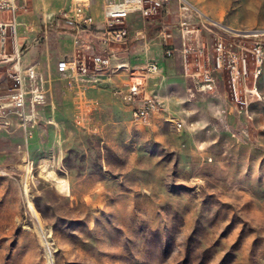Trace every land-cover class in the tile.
<instances>
[{
  "label": "rangeland",
  "instance_id": "1",
  "mask_svg": "<svg viewBox=\"0 0 264 264\" xmlns=\"http://www.w3.org/2000/svg\"><path fill=\"white\" fill-rule=\"evenodd\" d=\"M119 1L91 0L99 25ZM187 1L223 33L258 35L248 49L264 43V0ZM27 2L20 44L46 103L30 123L0 111V264H264V62L257 76L246 51L237 92L228 69L209 86L190 75L213 71L211 39L212 60L191 56L185 78L177 65L150 78L148 94L161 82L164 102L136 121L123 99L128 70H57L79 47L71 32L45 34L44 22L72 0ZM167 11L168 22L184 18L179 0ZM9 87L0 70V95Z\"/></svg>",
  "mask_w": 264,
  "mask_h": 264
},
{
  "label": "built area",
  "instance_id": "2",
  "mask_svg": "<svg viewBox=\"0 0 264 264\" xmlns=\"http://www.w3.org/2000/svg\"><path fill=\"white\" fill-rule=\"evenodd\" d=\"M171 2L172 0H122L112 3L105 8V20L99 25L89 9L91 0H72L69 8L58 16L51 17L47 22L50 27L60 20L71 22L79 47L73 57H66L59 62L60 72L63 76L73 74L83 78L106 73L118 74L128 70L129 80L123 91V99L131 107L134 120L148 121L151 114L160 109L161 102L156 95L148 94L147 85L150 78L161 72V66L153 61H146L142 65L129 67L119 55L117 47L113 45H124L128 48L131 42L143 40L144 48L148 51L146 31L141 29L132 34L128 19L135 16L145 21L160 20ZM179 2L180 10L184 13V18L176 25L182 40L180 50L174 44L167 42L173 38L174 26L168 23L159 25L165 57L174 58L181 54L186 61L191 56L204 57L211 61L210 50L205 47L201 37L204 33L214 42L213 71L206 70L202 74H192L191 77L203 75L204 81L210 83V86L215 82L214 73L219 74L228 69L233 78L234 90L237 92V80L242 74H248L246 51L252 53L258 65L256 71L258 76L264 62V43L254 42L253 48L247 47L248 43H252L250 38L258 35H241L226 29L223 33L220 24L203 15L195 18L190 15L187 0H179ZM27 8V0H0V70H3L12 82L8 94L0 95V111L4 115L8 110L24 123L32 121L30 109L46 103V93L40 73L36 66L25 64L24 45L18 41L20 15ZM9 37L12 40L10 52L7 50ZM186 71H188L187 65Z\"/></svg>",
  "mask_w": 264,
  "mask_h": 264
},
{
  "label": "crops",
  "instance_id": "3",
  "mask_svg": "<svg viewBox=\"0 0 264 264\" xmlns=\"http://www.w3.org/2000/svg\"><path fill=\"white\" fill-rule=\"evenodd\" d=\"M169 9V7L166 9V11L163 12L162 17L156 20H150V21H145L139 17H135V16H131L128 19V25L131 28V33H135V31L137 30H141L144 29L146 31V38L147 41L149 42V50L146 51L143 45V40H139V41H135V42H131L129 47L126 48L124 45L118 46V53L119 55H121V57H123L124 61H126L129 64V67H134L136 65H142L144 64L146 61H153L156 63H159L161 66V72L158 75H154L153 77L157 78L155 79L154 83L157 84V80L159 81V79L161 78H167L170 76V72H168L169 70H173L174 68H169V67H174V65L180 66L181 68L178 69L177 74L183 76V78H185V74H184V70L182 68V66L184 67V65L189 68V59L190 57L187 59V61L183 58V56L181 54L177 55L174 58H166L165 57V52H164V42L163 39L161 37V35L159 34V25L161 23H168L170 25L174 26V35L172 39L167 40L168 43L174 44V46L180 50L181 49V35L176 27V25L178 24L177 20H174L172 22H168L167 18V10ZM52 16L49 17V19ZM24 19L22 17V15H20V20ZM46 20L44 22V26H45V34L47 33H51L54 30H60V31H68L74 34V30H73V24L71 22H66L63 20H60L57 22L56 25L50 27L48 26L47 22L49 21ZM202 39L203 42L205 44V47L208 49V51L210 50L209 44H211V38L207 35V34H202ZM20 34L18 31V41L20 42ZM116 47V46H115ZM75 54V52L70 53V54H66L64 55V57H62V59L60 61H62L63 59H65L66 57L70 58L73 57V55ZM198 60L200 59V61H202L203 57H197ZM185 60V61H184ZM59 61V62H60ZM199 61V62H200ZM59 62L57 63V70L60 72L59 69ZM133 64V65H132ZM191 67V66H190ZM163 68V70H162ZM168 69V70H167ZM189 73V70L187 71ZM174 73V72H172ZM161 82H158V86H153L154 90H157L159 92L158 95H156L158 98L161 96L160 92L162 90V85L160 84ZM183 83L185 84L186 82L183 81ZM160 84V85H159ZM160 102H164V98L161 96V98H159Z\"/></svg>",
  "mask_w": 264,
  "mask_h": 264
},
{
  "label": "bare ground",
  "instance_id": "4",
  "mask_svg": "<svg viewBox=\"0 0 264 264\" xmlns=\"http://www.w3.org/2000/svg\"><path fill=\"white\" fill-rule=\"evenodd\" d=\"M62 182H63V181H62ZM62 182L60 181V182L58 183V185H59V187L63 190V189H65V186H63ZM25 192H27V189H25ZM28 207H29V209L31 210V212H32L35 216H37V211H36V209L34 208L33 203H32L30 200H28Z\"/></svg>",
  "mask_w": 264,
  "mask_h": 264
}]
</instances>
